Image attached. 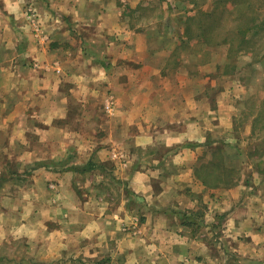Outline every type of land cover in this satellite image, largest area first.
<instances>
[{
	"label": "crops",
	"instance_id": "1",
	"mask_svg": "<svg viewBox=\"0 0 264 264\" xmlns=\"http://www.w3.org/2000/svg\"><path fill=\"white\" fill-rule=\"evenodd\" d=\"M209 1L0 0V264H264Z\"/></svg>",
	"mask_w": 264,
	"mask_h": 264
},
{
	"label": "rangeland",
	"instance_id": "2",
	"mask_svg": "<svg viewBox=\"0 0 264 264\" xmlns=\"http://www.w3.org/2000/svg\"><path fill=\"white\" fill-rule=\"evenodd\" d=\"M203 8L214 14L197 15L190 20L191 25L174 22L172 28L176 32L184 28L185 38L193 41L194 48L204 45L211 48L210 52L217 51L218 56L209 53L196 59L220 57L229 79L235 75L231 85L241 94L237 99L235 134L244 140L241 160L248 163V174L253 164L259 168L255 163L264 158L259 155L264 152V134L253 140V126L257 134L264 129V0H210ZM257 145L262 149L253 152Z\"/></svg>",
	"mask_w": 264,
	"mask_h": 264
},
{
	"label": "trees",
	"instance_id": "3",
	"mask_svg": "<svg viewBox=\"0 0 264 264\" xmlns=\"http://www.w3.org/2000/svg\"><path fill=\"white\" fill-rule=\"evenodd\" d=\"M214 14V12H203L201 15H207V16H210V15H213ZM194 18V17H193ZM190 19V18H189ZM192 19V18H191ZM187 32H190V30L188 29V31ZM264 151V150H263ZM260 155V157H263V155H264V152L263 153H261V154H259Z\"/></svg>",
	"mask_w": 264,
	"mask_h": 264
}]
</instances>
